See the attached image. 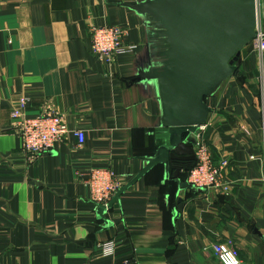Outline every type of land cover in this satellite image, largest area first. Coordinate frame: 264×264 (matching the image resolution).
Instances as JSON below:
<instances>
[{
	"label": "crops",
	"instance_id": "obj_1",
	"mask_svg": "<svg viewBox=\"0 0 264 264\" xmlns=\"http://www.w3.org/2000/svg\"><path fill=\"white\" fill-rule=\"evenodd\" d=\"M156 1L0 0V264H221L210 248L226 242L242 264H264V64L251 48L206 96L208 120L188 137L228 162V192L194 188L163 163L112 208L91 199L90 170L109 168L125 187L178 114L147 77L162 68L161 27L138 8ZM113 25L135 49L109 66L91 52V29ZM23 98L26 115L57 110L85 145L69 136L25 155L11 119ZM109 241L116 253L103 257L97 247Z\"/></svg>",
	"mask_w": 264,
	"mask_h": 264
},
{
	"label": "water",
	"instance_id": "obj_2",
	"mask_svg": "<svg viewBox=\"0 0 264 264\" xmlns=\"http://www.w3.org/2000/svg\"><path fill=\"white\" fill-rule=\"evenodd\" d=\"M138 11L158 16L156 43L162 68L147 77L160 80L164 102L178 114L169 125L167 142L106 209L154 166L167 163L175 179L194 169L195 142L188 137L208 120L211 109L205 98L237 73L242 50L256 36V0H157Z\"/></svg>",
	"mask_w": 264,
	"mask_h": 264
},
{
	"label": "built area",
	"instance_id": "obj_3",
	"mask_svg": "<svg viewBox=\"0 0 264 264\" xmlns=\"http://www.w3.org/2000/svg\"><path fill=\"white\" fill-rule=\"evenodd\" d=\"M257 24L255 38L250 42L251 51L259 64H264V0H256ZM127 30L118 26H100L91 29V52L100 61L112 66L117 55L132 53L134 45L126 43ZM28 100H20L18 108L11 114L12 126L21 139V150L28 157H35L55 149L60 143L73 136L77 147L82 148L86 134L82 129H72L65 116L55 109H49L37 116L26 115ZM196 165L188 175V183L197 189L228 192L230 185L225 179L229 166L227 161L214 160L209 147L202 139L195 144ZM85 184L89 187L91 199L107 206L123 188L119 175L109 168H94L86 174ZM116 244L112 241L100 243L98 253L103 257H112L116 253ZM221 264H242L231 244L219 243L210 248ZM119 264H137L127 259Z\"/></svg>",
	"mask_w": 264,
	"mask_h": 264
},
{
	"label": "rangeland",
	"instance_id": "obj_4",
	"mask_svg": "<svg viewBox=\"0 0 264 264\" xmlns=\"http://www.w3.org/2000/svg\"><path fill=\"white\" fill-rule=\"evenodd\" d=\"M251 46L250 45H248V46H246V50L245 51H248V49L250 48ZM136 262V261H135Z\"/></svg>",
	"mask_w": 264,
	"mask_h": 264
},
{
	"label": "bare ground",
	"instance_id": "obj_5",
	"mask_svg": "<svg viewBox=\"0 0 264 264\" xmlns=\"http://www.w3.org/2000/svg\"><path fill=\"white\" fill-rule=\"evenodd\" d=\"M195 144H196V142H195ZM195 150V149H194ZM189 174V173H188Z\"/></svg>",
	"mask_w": 264,
	"mask_h": 264
}]
</instances>
